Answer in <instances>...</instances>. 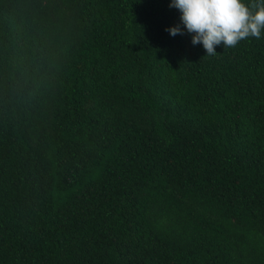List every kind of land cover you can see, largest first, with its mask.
Masks as SVG:
<instances>
[{"label":"trees","instance_id":"trees-1","mask_svg":"<svg viewBox=\"0 0 264 264\" xmlns=\"http://www.w3.org/2000/svg\"><path fill=\"white\" fill-rule=\"evenodd\" d=\"M171 2L0 0V264H264V36Z\"/></svg>","mask_w":264,"mask_h":264},{"label":"clouds","instance_id":"clouds-1","mask_svg":"<svg viewBox=\"0 0 264 264\" xmlns=\"http://www.w3.org/2000/svg\"><path fill=\"white\" fill-rule=\"evenodd\" d=\"M183 28L192 34L193 45H203L207 56L216 48H235L241 41L264 36V0H172ZM171 36L183 35L180 25L166 29Z\"/></svg>","mask_w":264,"mask_h":264}]
</instances>
